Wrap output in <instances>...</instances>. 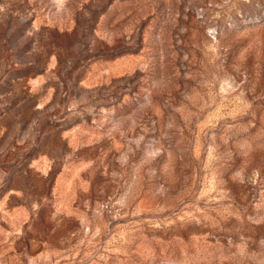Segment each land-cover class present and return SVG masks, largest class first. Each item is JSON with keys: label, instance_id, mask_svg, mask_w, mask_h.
Masks as SVG:
<instances>
[{"label": "rangeland", "instance_id": "1", "mask_svg": "<svg viewBox=\"0 0 264 264\" xmlns=\"http://www.w3.org/2000/svg\"><path fill=\"white\" fill-rule=\"evenodd\" d=\"M0 264H264V0H0Z\"/></svg>", "mask_w": 264, "mask_h": 264}]
</instances>
